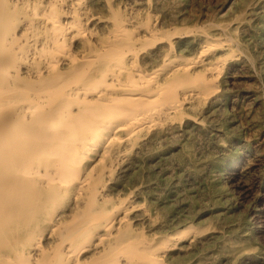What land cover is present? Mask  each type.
<instances>
[{"label":"bare ground","instance_id":"6f19581e","mask_svg":"<svg viewBox=\"0 0 264 264\" xmlns=\"http://www.w3.org/2000/svg\"><path fill=\"white\" fill-rule=\"evenodd\" d=\"M122 1L0 0V264H171L188 236L190 223L134 228L129 199L115 200L107 179L195 98L221 89L222 69L186 55L193 30L172 29L160 0L146 13ZM244 243L226 249L237 256Z\"/></svg>","mask_w":264,"mask_h":264},{"label":"rangeland","instance_id":"374dc122","mask_svg":"<svg viewBox=\"0 0 264 264\" xmlns=\"http://www.w3.org/2000/svg\"><path fill=\"white\" fill-rule=\"evenodd\" d=\"M132 1H122L121 8L128 4L147 12L148 0L136 6ZM235 1L160 0L156 12L172 29L193 30L185 38L191 41L186 55L194 62L204 59L201 66L220 62L221 77L214 78L221 81V89L195 98L183 118L168 122L159 139L130 152L107 179L115 200L129 199L127 219L139 231L154 235L190 223L188 236L184 234L172 252L171 264H264V0ZM221 25L230 26L231 35ZM220 41L221 47L214 44ZM221 91L223 99H217ZM234 163L239 168L232 175ZM145 209L153 224L142 220ZM238 238L246 248L235 256L226 246Z\"/></svg>","mask_w":264,"mask_h":264}]
</instances>
